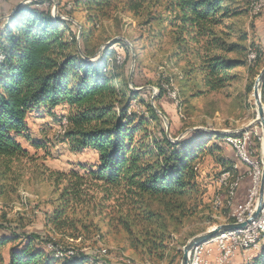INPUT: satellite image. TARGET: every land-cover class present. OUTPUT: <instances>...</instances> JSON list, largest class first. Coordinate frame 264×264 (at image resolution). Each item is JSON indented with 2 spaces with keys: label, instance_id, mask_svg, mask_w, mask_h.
Wrapping results in <instances>:
<instances>
[{
  "label": "trees",
  "instance_id": "obj_1",
  "mask_svg": "<svg viewBox=\"0 0 264 264\" xmlns=\"http://www.w3.org/2000/svg\"><path fill=\"white\" fill-rule=\"evenodd\" d=\"M40 4L42 0L19 5L14 15L0 22V195L17 189L35 159L19 137L36 148L46 147L29 135L32 112L45 110L55 116L62 107L61 125L64 119L67 125L61 136L74 152L95 151L98 161L80 163L79 169L70 171L46 168L56 195L53 210L46 215L49 236L0 223V230L7 231L0 234V264H108L97 250L83 251L74 242L99 234L103 219L126 233L130 247L164 259L170 243L189 223L210 218L215 210L205 198L201 169L205 159L213 158L221 173L228 171L232 180L240 179L225 142L236 132L198 128L182 137L169 134L146 98L149 91L134 89L127 62L118 60L116 46L129 49L125 40H115L99 53L92 44V27L120 13H131L146 25L163 26L168 19L173 58L181 70L176 103L180 110L185 101L237 81V68L246 64L250 47L245 36L230 39L233 27L227 22L242 10L236 0H73L67 8L84 10L92 26L82 24L78 38L73 20L56 18L50 7ZM258 53L255 65L262 56ZM259 72L254 70L252 76ZM166 96L167 88L159 86L155 100L168 117L159 103ZM133 102L146 110L133 109ZM259 148L256 138L253 158L261 165ZM223 209L230 214L227 204ZM255 252L247 264H264V235Z\"/></svg>",
  "mask_w": 264,
  "mask_h": 264
},
{
  "label": "rangeland",
  "instance_id": "obj_2",
  "mask_svg": "<svg viewBox=\"0 0 264 264\" xmlns=\"http://www.w3.org/2000/svg\"><path fill=\"white\" fill-rule=\"evenodd\" d=\"M34 1L37 0H0V22L8 18L19 5L30 4ZM42 1L43 4L39 6L50 7L53 14L63 19L73 20L74 32L78 33L82 24L85 28L92 27L86 20L84 10L75 7L67 8L73 4V0ZM236 1L242 13L228 21L227 24L233 27L231 40H239L242 36L247 38L245 44L250 48L248 59L247 55L244 56L246 64L237 68L238 79L236 82L219 92L208 93L185 101L180 110L176 107V101L170 94V89H179L178 75L181 74V70L176 59L173 58L175 48L173 29L169 25L168 19L164 21L163 26H159L156 22L146 25L131 13L116 14L118 17L114 16L115 18L104 20L92 27L94 29L92 44L101 53L105 46L115 40H125L129 49L116 46L119 51L118 56L122 58L123 62H127L129 74L134 70L135 80L138 83L137 88L149 91L146 98L157 109L158 101L155 100V97L159 94V86L167 88L169 98L166 96L159 103L169 118L165 116L167 119L165 120L159 114L169 134L180 137L194 128L217 130L227 134L241 132L244 129L248 130L252 134L253 144L256 143V138L260 140V148L257 152L261 165L257 163V167L262 172L264 133L260 124H252L258 116L254 98L256 78L252 75L254 70H261L264 67V8L261 12L254 11L252 3L255 0ZM162 11L159 9V12ZM163 14L169 17L168 14ZM258 50L262 52V56L255 65L258 58L252 62L250 54ZM168 78L171 79V84L167 83ZM260 94L262 98V89ZM142 108L143 111L146 110L143 105ZM55 111L57 113L55 116L50 115L45 110L35 111L28 115L30 137L44 143L46 147L36 148L25 137H19L22 145L35 156V159L26 168L24 176L17 183V189L0 195V223L13 224L15 229L20 230V232H36L43 236H49L45 227L46 215L53 210L56 195L53 193V186L48 180V170L70 171L79 169L80 163L93 165L98 161V155L93 150H84L78 153L70 148L69 143L61 136L63 130L60 119L62 109L58 108ZM227 148L238 159V162L243 163L238 156L236 157L234 149L233 151L228 145ZM247 167L251 171L252 178H254L255 167L249 165ZM201 169L202 182L207 190L205 198L207 202L213 204L215 210H213L210 218L202 216L189 223L170 243L164 259L150 258L140 249L130 247L126 233L118 226L110 225L107 219L99 221V219L101 220L100 217L95 220L100 222L101 232L88 239L74 241L75 244L86 252L97 250L101 253L106 250L104 259L108 264H182L183 248L192 238L188 237L191 232L203 230L198 233L201 234L217 225L230 223L231 218H234L235 221L237 219L235 209L231 208L230 214L225 215L223 207L217 208L215 206L217 196L226 201L222 189L226 190L228 198V186L222 183L220 187L219 184L221 167L213 158L208 156L201 164ZM238 176L241 177L240 174ZM250 182H252L251 179ZM256 199L252 201L253 211L258 203V198ZM110 204H114V202L111 201ZM246 215L248 216L249 212H246ZM6 232L0 230V234ZM11 245L12 243L4 248L5 254H8ZM252 254L254 256L256 252ZM247 261L241 254L231 264H247Z\"/></svg>",
  "mask_w": 264,
  "mask_h": 264
},
{
  "label": "bare ground",
  "instance_id": "obj_3",
  "mask_svg": "<svg viewBox=\"0 0 264 264\" xmlns=\"http://www.w3.org/2000/svg\"><path fill=\"white\" fill-rule=\"evenodd\" d=\"M260 1L261 0H255L253 2V10L254 11L260 10ZM253 55H254V52H252L250 54V60L252 62L257 59V58L254 59ZM118 60H119V62H123L122 58L120 56L118 57ZM170 94L175 99L176 103H178L177 89L176 88L170 89ZM136 105H138V109L142 108L137 102L132 103V108L136 109ZM65 120L66 119L63 120L64 127L67 125V120L66 121ZM64 121H65V123H64ZM63 132L64 131L62 130L61 134H63ZM225 142L228 146H230V148H231V144H229V143H233V149L235 150L238 158L242 162H244L245 164H247L249 166L255 167V177L254 178H257V180H256V183L254 184L253 194L251 195L250 200L246 203V207L240 208L237 210L236 218L238 217V223H241V222H245L254 212L252 210L253 209L252 207H254L252 201L255 200L256 198H259V190H260L262 172H261L260 168L257 167V163L255 162L253 156L250 155V135L247 134V130H244L241 132H236V134L228 136L225 139ZM263 153H264V150H263ZM222 183L226 184L228 186L229 197L227 198L226 201H224L220 196H217L215 198V206L217 208H219V207H223L224 205L227 204L228 207L233 208L234 204H235L234 200H235V196H236V191H237L238 186H239V180H232L231 174L228 172L226 174V176H224L222 178L221 184ZM246 212H249L248 216L246 215ZM236 221H237V219H236ZM230 223H232V222H230ZM255 229H257L256 235L251 236V238H250V246H257L256 249L253 250V252L258 250L261 247V244L263 242L264 206L261 209L258 217L256 219L252 220L251 222H249L244 228L234 229V230H229V231L223 232V233L205 241L204 243L193 247L191 249V251L189 252L190 264H199L202 246H208L209 244H212V243H221V242L226 241V240H232L235 237L247 238V233L248 232H254ZM101 253L103 255H105L106 250H103ZM252 253H251L250 257H246L247 260L251 259Z\"/></svg>",
  "mask_w": 264,
  "mask_h": 264
},
{
  "label": "water",
  "instance_id": "obj_4",
  "mask_svg": "<svg viewBox=\"0 0 264 264\" xmlns=\"http://www.w3.org/2000/svg\"><path fill=\"white\" fill-rule=\"evenodd\" d=\"M16 9H14V11L12 12V14L9 16L11 17L12 15L15 14ZM54 16L60 17L58 15ZM81 33V30H80ZM80 33H79V37L80 38ZM133 77H134V70L131 71L130 77H129V82L130 85L136 89V90H141L142 88H137L134 86L133 83ZM264 84V67L260 70L258 76L256 77L255 80V84H254V98L256 100V106H257V112H258V116L256 118V120L252 123V124H260L262 126V130L264 133V104L262 102V98H261V94L260 91L262 89V86ZM154 106V105H153ZM155 110L160 113L165 120L166 117L165 115H163L160 110H158L155 106H154ZM251 124V125H252ZM194 129H198V128H194ZM192 129V130H194ZM201 129H205V128H201ZM207 130V129H205ZM245 130V129H244ZM182 137V136H180ZM264 206V159H263V163H262V178H261V183H260V190H259V198H258V203L256 206V209L254 210V212L252 213V215L245 221V222H241V223H224V224H220L217 225L211 229H208L207 231L198 234L194 237H192L184 246L183 248V258H182V264H190V259H189V252L191 251V249L199 244L204 243L205 241L223 233L229 230H234V229H240V228H244L249 222H251L252 220L256 219L261 211V209Z\"/></svg>",
  "mask_w": 264,
  "mask_h": 264
},
{
  "label": "built area",
  "instance_id": "obj_5",
  "mask_svg": "<svg viewBox=\"0 0 264 264\" xmlns=\"http://www.w3.org/2000/svg\"><path fill=\"white\" fill-rule=\"evenodd\" d=\"M263 8H264V0H261L259 12H261ZM258 55H259L258 51H254V55H253L254 59L258 58ZM135 110H138V105H136ZM247 134L250 135V155L253 156L252 134L248 130H247ZM229 144H231V149H233V143H229ZM227 173L228 171H224L221 173L219 177L220 187H221L222 178L226 176ZM256 180L257 178H252V184L248 189V195L246 201L243 203L234 204L233 209H235L236 213H237V208L246 207L247 201L250 200L251 195L253 194V188H254V184L256 183ZM235 223H238V217ZM256 231L257 229H255L254 232H248L247 238L235 237L232 240H226L221 243H212L209 244L208 246H202L199 264H231L233 260L241 254L244 256V258L250 257L253 250H255L257 247V246H250V238L251 236L256 235Z\"/></svg>",
  "mask_w": 264,
  "mask_h": 264
},
{
  "label": "crops",
  "instance_id": "obj_6",
  "mask_svg": "<svg viewBox=\"0 0 264 264\" xmlns=\"http://www.w3.org/2000/svg\"><path fill=\"white\" fill-rule=\"evenodd\" d=\"M62 109V113H64L65 111L63 110L62 107H58ZM57 108V109H58ZM236 161V167L239 170V174L241 175L240 179H239V185L238 189L236 191V196H235V204L236 203H243L246 201L245 197H247L248 195V189L251 186L252 182H250V179L252 180V176L250 174L249 168L247 167V165L240 163L237 161L236 158H234Z\"/></svg>",
  "mask_w": 264,
  "mask_h": 264
}]
</instances>
